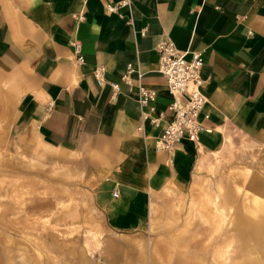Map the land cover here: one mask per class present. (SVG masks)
I'll return each mask as SVG.
<instances>
[{"label": "crops", "instance_id": "crops-1", "mask_svg": "<svg viewBox=\"0 0 264 264\" xmlns=\"http://www.w3.org/2000/svg\"><path fill=\"white\" fill-rule=\"evenodd\" d=\"M169 40L202 54L209 115L171 155L157 149L175 97L160 70ZM0 69L22 89L18 128L94 160L98 205L118 231L142 229L152 193L183 189L232 144L264 148V0H0ZM140 85L157 91L145 107Z\"/></svg>", "mask_w": 264, "mask_h": 264}, {"label": "rangeland", "instance_id": "rangeland-1", "mask_svg": "<svg viewBox=\"0 0 264 264\" xmlns=\"http://www.w3.org/2000/svg\"><path fill=\"white\" fill-rule=\"evenodd\" d=\"M0 92L12 98L0 109V264H241L247 255L264 259V222L263 231L253 235L236 225L238 213L255 222L264 211L263 147L232 144L198 170L196 178L223 214L219 230L211 211L194 207L204 191L193 188L192 181L183 189L152 193L144 227L122 232L98 205L103 175L94 172V160L66 155L18 128L15 110L22 89L1 69ZM258 204L263 209L253 213Z\"/></svg>", "mask_w": 264, "mask_h": 264}, {"label": "built area", "instance_id": "built-area-1", "mask_svg": "<svg viewBox=\"0 0 264 264\" xmlns=\"http://www.w3.org/2000/svg\"><path fill=\"white\" fill-rule=\"evenodd\" d=\"M107 9L114 13L117 11V6L108 5ZM74 47L78 52L81 44L76 42ZM159 51L161 73L175 97L168 106L167 125L157 141V149L171 155L175 151L176 143L184 138L197 141L199 133L205 129L200 121L201 116L209 117L204 113L207 97L201 91V70L204 60L200 52H193L192 57L187 59L171 40L164 42L159 47ZM132 70V65H129L128 74L123 77V80L130 82L129 73ZM96 76L99 82L104 84L103 69H98ZM113 88L118 90V84H113ZM139 95V102L142 107H145L156 98L157 91L140 85ZM118 194V189H115L114 195L118 196Z\"/></svg>", "mask_w": 264, "mask_h": 264}, {"label": "bare ground", "instance_id": "bare-ground-1", "mask_svg": "<svg viewBox=\"0 0 264 264\" xmlns=\"http://www.w3.org/2000/svg\"><path fill=\"white\" fill-rule=\"evenodd\" d=\"M1 92H0V104H1L0 109L2 108V106L6 107L8 106V104L12 103V98L9 95L2 94L3 92L2 93ZM196 176L197 174L195 175L194 180H193L194 182L193 188L204 191L206 189L205 184L203 182L198 181ZM200 197H201L200 201L194 202V207L196 209H206V210L211 211L213 213L214 219L217 222L219 221L218 227L216 228V230H219L220 224L224 218L222 212L220 211L217 204L215 203V200L209 193L204 191ZM257 206L258 207L254 211H252L253 213H256L258 210L263 209V206H261L260 204H258ZM263 214H264V211H260L257 214V217H256L257 220L255 222H251L247 219L246 215H243L242 213H238L236 215L237 228L243 232L246 231L248 233H251V235L257 233L258 231H263V222H264ZM29 219L31 218L29 217ZM241 264H264V259H258L254 256L247 255L243 258V261Z\"/></svg>", "mask_w": 264, "mask_h": 264}]
</instances>
